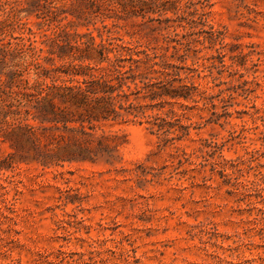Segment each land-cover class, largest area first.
Listing matches in <instances>:
<instances>
[{
    "label": "rangeland",
    "instance_id": "rangeland-1",
    "mask_svg": "<svg viewBox=\"0 0 264 264\" xmlns=\"http://www.w3.org/2000/svg\"><path fill=\"white\" fill-rule=\"evenodd\" d=\"M130 2L63 0L49 21L0 8L7 90L15 64L42 80L54 40L92 34L167 55L201 93L175 103L168 139L147 117L99 129L116 153L95 162L44 166L0 126V264H264V0Z\"/></svg>",
    "mask_w": 264,
    "mask_h": 264
},
{
    "label": "trees",
    "instance_id": "trees-1",
    "mask_svg": "<svg viewBox=\"0 0 264 264\" xmlns=\"http://www.w3.org/2000/svg\"><path fill=\"white\" fill-rule=\"evenodd\" d=\"M59 1L63 0H0V8L19 22L31 16L49 21L53 14L50 7ZM71 1L85 5L88 10L106 8L112 13L119 7L125 8L129 0ZM130 1L135 12L137 6L141 8V4L149 1L150 6L144 13H152L160 11L169 0ZM87 12H83L88 14L85 19L90 17V11ZM3 22L0 20V24ZM85 38L80 35L74 41L54 40L49 49L50 60L58 59L62 64L53 63L51 70L38 71L36 74L42 80L31 83L25 77L29 73L17 63L14 85L7 90L5 84H0L1 129H13L22 149L33 152L34 160L47 167L73 161L95 162L100 156H114L116 150L109 143L110 137L106 133L98 134L109 123L153 118L152 124L168 139L172 127L168 118L177 117L175 103L198 102L197 97L201 96L199 87L187 82L189 75L183 77L182 70L187 67L172 64L167 55L154 49H139V45L124 41L102 39L98 43L92 34ZM38 60H33L37 62L36 70L42 68ZM167 105L171 108L165 117L147 115L148 110H162Z\"/></svg>",
    "mask_w": 264,
    "mask_h": 264
}]
</instances>
